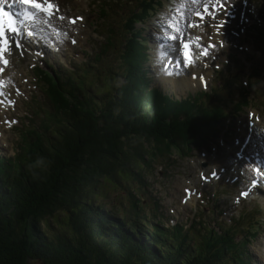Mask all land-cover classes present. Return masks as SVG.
<instances>
[{
  "label": "trees",
  "instance_id": "1",
  "mask_svg": "<svg viewBox=\"0 0 264 264\" xmlns=\"http://www.w3.org/2000/svg\"><path fill=\"white\" fill-rule=\"evenodd\" d=\"M132 94L125 89L112 107L94 112L61 102L67 110L59 128L52 135L34 138L10 177V192H0V264L155 263L146 258V250L131 241L130 246L125 243L123 257L108 250L105 240L93 242L91 237L97 238L92 231L94 217L103 213L91 207L84 195L99 176L107 179L129 171L145 153L169 146L167 138L177 141L195 127L176 119L169 124L160 119L148 122L150 114L140 110ZM4 174L0 173L3 180ZM1 185L5 187L4 182ZM55 211L66 212L72 231L39 230L38 222ZM167 256L166 264H176L172 255ZM218 259L216 255L197 257V262L190 264H215Z\"/></svg>",
  "mask_w": 264,
  "mask_h": 264
},
{
  "label": "snow or ice",
  "instance_id": "2",
  "mask_svg": "<svg viewBox=\"0 0 264 264\" xmlns=\"http://www.w3.org/2000/svg\"><path fill=\"white\" fill-rule=\"evenodd\" d=\"M14 2H17V0H14ZM230 0H218V4H219V9L220 11H216V5H213L211 8H207L205 9V11H208L210 13V16L212 19H218L221 16H224L227 14V8H228V4H229ZM5 3V0H0V59H3L4 54L6 52H8V43L9 40H15L16 37L18 35H20L22 33V29L14 26V22L12 21L11 17L9 16L8 12H5L3 10V4ZM18 3L20 4H27V5H31L32 7H34L37 11L39 12H43V13H47V15L49 17L53 16L54 11H59L58 7L49 2V0H45L44 4H40V3H36V0H18ZM198 15H200L198 13ZM21 19L19 20L20 24H23L25 21L28 20H32L33 19V13L31 11H29L28 9H25V11L23 13L20 14ZM4 17H7V21L4 20ZM60 19H64L63 16L60 17ZM78 19H82L81 17H78L76 19H71L70 23L71 24H75L77 22ZM47 22V21H46ZM7 28V31L9 33V35H5V29ZM216 28V34L219 35L221 34L222 28H223V23H219L217 25H215ZM32 33H28V35L30 36ZM209 43L207 45H201L203 47L204 50V55L205 57H209V56H213L214 53H210L209 49H216L217 45L215 43H212V39L213 37L209 36L208 38ZM75 42V41H73ZM220 46H223V42L221 41ZM17 47H19V42H17ZM183 47L186 50H190V44L185 43L183 45ZM185 56H190V51H186L185 52ZM3 63L5 65L8 64V60L7 59H3ZM177 65L181 64L180 60L176 61ZM187 66V65H185ZM4 69L0 68V72H2ZM194 79L196 78L195 76L193 77ZM199 79L201 80L202 83H204L205 86H207L206 84V80L203 76L199 77ZM261 175H264V173H261ZM213 176H216V172L213 173ZM253 186L257 187L256 181L255 179L253 180ZM250 195L249 192H244L241 193V196H248Z\"/></svg>",
  "mask_w": 264,
  "mask_h": 264
},
{
  "label": "rangeland",
  "instance_id": "3",
  "mask_svg": "<svg viewBox=\"0 0 264 264\" xmlns=\"http://www.w3.org/2000/svg\"><path fill=\"white\" fill-rule=\"evenodd\" d=\"M114 17L116 18V20H118L117 17H116L115 15H114ZM118 21H119V20H118ZM100 44L103 46L104 41H102ZM105 52H106V54H105L104 58H106V56H107V62H109V60H111V59L113 58L115 52H114L113 50H109V51H105ZM105 52H104V53H105ZM97 60H98L99 63L102 62V61H100V57H99V56H97ZM180 87H181V86H180ZM108 92H110V91H108ZM116 97H117V96H116ZM117 98H118V97H117ZM38 100H39L40 102H42V103L44 104V106H46V105H45V102H44V100H43V94H42L41 92L38 94ZM212 104H213V102H209V103H207L208 106H210V105H212ZM28 113H29V116H30V115H33L32 118H33L34 120H37V119H38L37 116L40 114V113H39V110H37V109L34 110V108H33L32 106L28 109ZM28 120H29V119L26 120L27 123H28ZM26 122H25V124H26ZM254 246H255V245H254ZM257 254H259V248H258V247H257ZM28 264H35V263H34V262H33V263L28 262ZM36 264H38V263H36Z\"/></svg>",
  "mask_w": 264,
  "mask_h": 264
},
{
  "label": "bare ground",
  "instance_id": "4",
  "mask_svg": "<svg viewBox=\"0 0 264 264\" xmlns=\"http://www.w3.org/2000/svg\"><path fill=\"white\" fill-rule=\"evenodd\" d=\"M202 31H203V30H202ZM180 80H181V81H177V82H176V86H177V87H180V86H181L179 89H182V88H184L183 83H184V82H187V81H186V79L183 78V77H181ZM253 194L255 195V193H253Z\"/></svg>",
  "mask_w": 264,
  "mask_h": 264
},
{
  "label": "clouds",
  "instance_id": "5",
  "mask_svg": "<svg viewBox=\"0 0 264 264\" xmlns=\"http://www.w3.org/2000/svg\"><path fill=\"white\" fill-rule=\"evenodd\" d=\"M38 163L42 165L44 163L43 158H40V160L38 161ZM29 167H31V165Z\"/></svg>",
  "mask_w": 264,
  "mask_h": 264
}]
</instances>
